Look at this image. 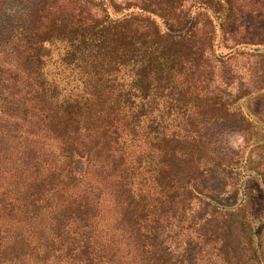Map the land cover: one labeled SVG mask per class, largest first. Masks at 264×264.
Instances as JSON below:
<instances>
[{"label": "trees", "instance_id": "obj_1", "mask_svg": "<svg viewBox=\"0 0 264 264\" xmlns=\"http://www.w3.org/2000/svg\"><path fill=\"white\" fill-rule=\"evenodd\" d=\"M15 3L0 21V264H264V82L231 108L210 88L241 48L264 56V0ZM232 117L248 131L236 157L203 133Z\"/></svg>", "mask_w": 264, "mask_h": 264}, {"label": "rangeland", "instance_id": "obj_2", "mask_svg": "<svg viewBox=\"0 0 264 264\" xmlns=\"http://www.w3.org/2000/svg\"><path fill=\"white\" fill-rule=\"evenodd\" d=\"M17 9L18 5L17 3H15V0H0V21L12 19L17 14ZM214 36V44L217 45L221 37V33L217 27L215 29ZM227 44L231 45L230 42H228ZM50 47L52 48V50L51 58L49 60V66L59 72V75L63 78V81L67 79L74 84V76L73 74H69L70 67L65 66V63H62L60 61V56L63 52L62 47H55V45H50ZM241 49L243 50L242 54L235 56L231 61V64L229 66H225V68L228 67L229 69L226 77H221V74L223 73L219 71V74H216L213 79V83L210 85V88L213 86L218 87L215 88V91L220 88L219 90L224 94L222 98H229V101H231L229 103V108L232 107V102L234 99H236V106L242 102V99H237L233 96L234 93L239 89L245 90V92H249V94L246 96H252L255 94V91H253L255 89L252 87L259 86L264 82V56L254 55V53H256L257 51L251 48L244 47ZM202 84H207V82L204 81L202 82ZM155 100L157 101V96L155 97ZM159 101H161V99H159ZM255 102L256 103H254L253 107L264 113V99L261 98ZM192 103L194 102H188L186 108H176L174 110V113H171L172 117L175 114L177 115L175 122L181 120L180 117L183 116L182 112H185V114H187L188 112L192 111L191 109H189V106H191ZM175 122H170L169 128H171L172 130H180L181 126L177 125ZM203 133L210 136V140L214 144L215 151L219 150L222 153L227 152V154L231 157H236L241 152L247 150L246 137L248 131L241 127L240 121H234L233 117L226 121H222V119L209 121L208 124H206V127L203 128ZM262 138H264V133H262ZM262 145H264V142ZM262 145L254 149L251 154V159L255 164L258 162L261 165L264 162V148L262 147ZM225 178L227 180H230L229 176L225 175ZM226 179H223L222 174H219L216 180L220 185ZM215 182H212V184H215Z\"/></svg>", "mask_w": 264, "mask_h": 264}]
</instances>
